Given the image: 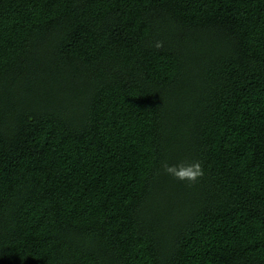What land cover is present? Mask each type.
<instances>
[{
	"label": "trees",
	"instance_id": "trees-1",
	"mask_svg": "<svg viewBox=\"0 0 264 264\" xmlns=\"http://www.w3.org/2000/svg\"><path fill=\"white\" fill-rule=\"evenodd\" d=\"M0 264H264V0H0Z\"/></svg>",
	"mask_w": 264,
	"mask_h": 264
},
{
	"label": "clouds",
	"instance_id": "clouds-1",
	"mask_svg": "<svg viewBox=\"0 0 264 264\" xmlns=\"http://www.w3.org/2000/svg\"><path fill=\"white\" fill-rule=\"evenodd\" d=\"M161 45H157V47H160ZM164 172L170 176H172L174 179H177L179 181H186L189 184L196 183L200 178L203 177V166L200 162L195 163H179V164H167L165 163L164 166Z\"/></svg>",
	"mask_w": 264,
	"mask_h": 264
}]
</instances>
